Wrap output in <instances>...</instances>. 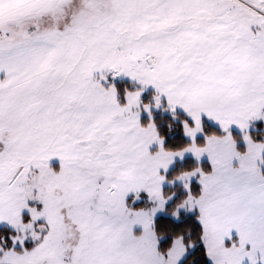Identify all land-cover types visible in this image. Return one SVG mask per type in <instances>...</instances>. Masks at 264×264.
<instances>
[{
	"label": "snow or ice",
	"instance_id": "obj_1",
	"mask_svg": "<svg viewBox=\"0 0 264 264\" xmlns=\"http://www.w3.org/2000/svg\"><path fill=\"white\" fill-rule=\"evenodd\" d=\"M0 264H264V0H0Z\"/></svg>",
	"mask_w": 264,
	"mask_h": 264
}]
</instances>
